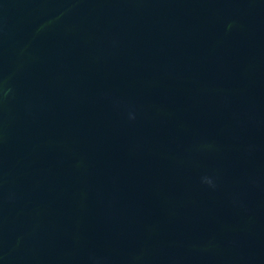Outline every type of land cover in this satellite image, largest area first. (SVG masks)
Masks as SVG:
<instances>
[{"label": "water", "instance_id": "1", "mask_svg": "<svg viewBox=\"0 0 264 264\" xmlns=\"http://www.w3.org/2000/svg\"><path fill=\"white\" fill-rule=\"evenodd\" d=\"M0 264H264V0H0Z\"/></svg>", "mask_w": 264, "mask_h": 264}]
</instances>
